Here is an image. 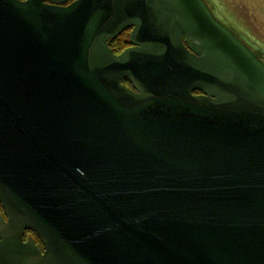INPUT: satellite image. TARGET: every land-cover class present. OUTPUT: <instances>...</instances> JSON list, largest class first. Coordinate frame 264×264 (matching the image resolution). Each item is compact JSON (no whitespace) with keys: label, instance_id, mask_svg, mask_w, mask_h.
Listing matches in <instances>:
<instances>
[{"label":"water","instance_id":"1","mask_svg":"<svg viewBox=\"0 0 264 264\" xmlns=\"http://www.w3.org/2000/svg\"><path fill=\"white\" fill-rule=\"evenodd\" d=\"M44 1L0 0V264H264L263 50L211 0Z\"/></svg>","mask_w":264,"mask_h":264},{"label":"crops","instance_id":"2","mask_svg":"<svg viewBox=\"0 0 264 264\" xmlns=\"http://www.w3.org/2000/svg\"><path fill=\"white\" fill-rule=\"evenodd\" d=\"M216 2L220 5V7L223 9V11L226 13V11L224 9H226L228 11V13L230 14H235L234 16V19L236 21H241L242 19L244 20V22L246 23L247 22V18L246 15H254V9H257L259 7H263L264 6V0H247L244 1V0H216ZM229 6V8H227ZM246 8V9H249V10H246L247 13H243L242 11L244 10H241V8ZM227 13V14H228ZM240 17H239V15ZM250 18V16H249ZM254 20V19H253ZM249 23L252 22L251 19L248 20ZM235 22V21H234ZM237 23V22H236ZM245 26L242 25V27L239 25V27L242 29V30H245V31H250V25L248 24H245ZM260 32V35H254L253 36L256 38V39H260L264 42V34L261 35V33H263V30H264V27H261L260 29L257 28ZM252 37V36H251ZM253 38V37H252ZM253 38V39H255ZM255 39V40H256ZM264 45V44H263Z\"/></svg>","mask_w":264,"mask_h":264},{"label":"flooded vegetation","instance_id":"3","mask_svg":"<svg viewBox=\"0 0 264 264\" xmlns=\"http://www.w3.org/2000/svg\"><path fill=\"white\" fill-rule=\"evenodd\" d=\"M20 1H25V0H20ZM75 0H52V1H44V3L45 4H48V5H57V6H67V5H69L70 3H72V2H74ZM212 1V0H211ZM216 12H217V8H216ZM218 14V13H217ZM221 18V17H220ZM222 19V18H221ZM223 20V19H222ZM223 21H225V20H223ZM226 22V21H225ZM232 22H234V21H232ZM229 26H233L234 28H236L238 31L236 32V34L239 36V37H242L243 38V34L241 33V32H243V30H239L238 28H240L239 27V25L237 24V23H235V24H233V23H230V22H226ZM238 26H237V25ZM131 28L130 29H128L127 31H124L123 33H128L127 34V40H128V43H129V45L125 48V49H127V48H129V47H131L132 45L130 44V42H129V34H130V32H131ZM122 33V34H123ZM121 34V35H122ZM120 36V35H119ZM246 37V36H245ZM252 42V41H251ZM253 43V42H252ZM125 49H123V50H119V49H113V52L115 53V54H120L122 51H124ZM250 49H252L253 50V48H250ZM257 55H258V57H260L263 61H264V59H263V55L264 54H262V52H259V51H257V50H255L254 51ZM122 84H124V85H126V86H128L129 88H131L132 86H131V83L127 80V79H123L122 80ZM194 94H199V92H195ZM0 215L6 220V218H5V215H4V211L2 210V208H1V205H0ZM28 239H33V241H34V243L36 244V245H38V246H40V248H42L41 246V241H40V239L33 233V232H31V231H28V230H26L25 231V233H24V236H23V241L24 242H27V240Z\"/></svg>","mask_w":264,"mask_h":264},{"label":"rangeland","instance_id":"4","mask_svg":"<svg viewBox=\"0 0 264 264\" xmlns=\"http://www.w3.org/2000/svg\"><path fill=\"white\" fill-rule=\"evenodd\" d=\"M244 1H246L247 2V0H244ZM227 8H229V6L227 7ZM225 11H226V13H228V11L226 10V9H224ZM241 10H244V11H242L243 13H247L246 12V10H249V9H246V8H241ZM254 15H246V17L245 18H247L248 20L249 19H251L252 20V22H250L249 23V21L247 20V22L245 23L244 22V20L242 19L241 21H236L235 19H234V15L235 14H229L228 13V15H229V17L230 18H232V19H234V21H235V23L237 22V24L238 25H240L241 27H242V25L243 26H245L246 27V25L245 24H248V25H250V31H243V32H241L244 36H246V38H250L251 40H253V44L254 45H256L257 47H259V48H261L262 50H263V52H264V42L262 41V40H260V39H256L254 36H253V34L254 35H260V32H259V30L257 29V28H261V27H264V6L263 7H259V8H257V9H254ZM239 15V14H238ZM241 15V14H240ZM240 15H239V17H240ZM249 16H250V18H249ZM254 19V20H253ZM236 24V25H237ZM237 25V26H238ZM262 34H264V30H263V33H261V35ZM253 38H255V39H253Z\"/></svg>","mask_w":264,"mask_h":264},{"label":"trees","instance_id":"5","mask_svg":"<svg viewBox=\"0 0 264 264\" xmlns=\"http://www.w3.org/2000/svg\"><path fill=\"white\" fill-rule=\"evenodd\" d=\"M127 34L128 33H123L122 35L116 37L115 39H111L109 41V46L110 48L113 49H119L120 51L125 49L129 43L127 40Z\"/></svg>","mask_w":264,"mask_h":264},{"label":"bare ground","instance_id":"6","mask_svg":"<svg viewBox=\"0 0 264 264\" xmlns=\"http://www.w3.org/2000/svg\"><path fill=\"white\" fill-rule=\"evenodd\" d=\"M212 2L216 5L217 13H218L219 17H221V18H222L223 20H225L226 22H230V23L235 24L234 22H232V21H234V19L230 18L229 15L223 11V9H222V8L220 7V5L216 2V0H212ZM238 29H239V30H242L241 28H238ZM243 31H244V30H243ZM247 39H248V42H250V41L253 42V40H251L250 38H247ZM252 42H251V43H252ZM253 45H254V44H253ZM254 46H256V45H254ZM256 47H257V46H256Z\"/></svg>","mask_w":264,"mask_h":264}]
</instances>
